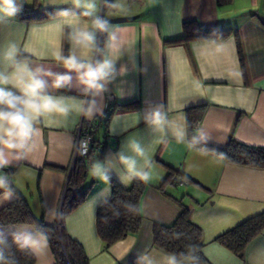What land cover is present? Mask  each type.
<instances>
[{"label": "crops", "instance_id": "1", "mask_svg": "<svg viewBox=\"0 0 264 264\" xmlns=\"http://www.w3.org/2000/svg\"><path fill=\"white\" fill-rule=\"evenodd\" d=\"M33 1L44 8L71 6L67 0H27ZM112 4L116 7L101 5L99 15L114 29L112 58L117 48L123 49L115 61L114 77L95 96L86 95L75 78L66 88L69 94L54 90L56 95L74 98L67 101L73 111L67 120L57 114L41 118L32 151L11 166L15 195L26 199L36 217L57 223L79 127L102 117L94 134L98 140L94 155L102 160L118 152L130 135L147 144L153 136L144 118L163 106L169 109L174 125L163 142L155 145L151 179L145 183L140 202L139 230L104 249L96 227L99 206L93 212L88 202L97 194L100 199L109 196L88 172L89 195L64 216L66 233L83 245L88 264H132L145 249L165 252L154 245L153 224L173 223L186 207L202 231L204 261L200 264H264V230L249 242L243 257L217 240L264 211V168L232 164L215 152L192 146L186 116L187 107L203 106L195 136L210 146L223 148L231 136L248 145L264 146V0H232L224 6L216 0H112ZM59 18L27 20L16 15L11 34L28 43L35 53L31 56L34 64H43L53 73L67 71L52 57L60 48L67 55L70 48L61 32L49 27ZM190 20L204 29H230V33L184 41L183 22ZM96 38L97 47L105 48L108 33L103 44L101 33ZM95 58L102 57L96 54ZM108 94L114 96L115 109L105 123ZM82 100L95 105L91 119L80 112ZM181 133L182 141L177 138ZM169 168L181 183L164 182ZM111 179L123 187L131 185H122L115 173ZM10 201L0 203V208ZM34 228L23 223L0 225V231L11 236ZM31 251L34 264H56L48 241Z\"/></svg>", "mask_w": 264, "mask_h": 264}, {"label": "clouds", "instance_id": "2", "mask_svg": "<svg viewBox=\"0 0 264 264\" xmlns=\"http://www.w3.org/2000/svg\"><path fill=\"white\" fill-rule=\"evenodd\" d=\"M70 9H62L59 19L49 27L58 29L67 39L70 48L65 55L62 48L52 57L67 71L53 73L43 64H34L27 42L12 38L14 17L22 10L25 0H0V203L15 197V188L11 175L4 171L14 162L27 158L32 151L35 138L40 129L37 125L41 118L57 114L65 120L71 115L73 106L64 95L54 94V90L69 88L73 78L83 86L84 93L95 96L105 90L116 72L115 61L122 55V48L116 49L113 59V32L109 22L99 15L100 7L115 4L108 0H67ZM108 33L105 48L97 47V33ZM99 54L102 58L96 59ZM46 57L41 56L40 59ZM74 74V75H73ZM94 103L81 101L79 109L82 115L91 119L94 115ZM169 109L159 106L146 116L153 138L142 143L135 135H130L116 153H108L101 160L96 155L87 161L89 175L100 181L104 188L101 192L111 195V176L115 173L121 184L128 186L133 181L147 183L151 179L153 168L152 154L155 145L162 143L174 122L169 119ZM139 117H136L138 123ZM135 125H128L133 127ZM128 127L124 126L125 131ZM193 135L190 143L195 146L200 142ZM184 139L183 133L177 137ZM203 139V138H200ZM84 150L78 154L86 156ZM100 194L89 200L92 211L98 206L109 207L113 218H119L121 209L134 210L129 202L100 199ZM56 215H61L57 212ZM105 220L108 217L104 218ZM179 238L180 234H175ZM48 236L42 225L34 229H25L12 233V243L18 249L35 250L47 245ZM0 264H18L11 252V244L3 231H0ZM136 264H200L195 245H188L184 252H160L145 249L137 254Z\"/></svg>", "mask_w": 264, "mask_h": 264}, {"label": "trees", "instance_id": "3", "mask_svg": "<svg viewBox=\"0 0 264 264\" xmlns=\"http://www.w3.org/2000/svg\"><path fill=\"white\" fill-rule=\"evenodd\" d=\"M232 0H216L218 6H224L231 3ZM112 3V0H108ZM110 6L105 5V7ZM71 6L60 8H44L39 6L36 2H27L23 4L22 10L17 16L27 20H38L58 16L62 9H70ZM230 33V29H204L198 25L194 20L183 22V39L190 41L194 39L205 38H219L224 37ZM106 32L101 33V43H104ZM60 93L69 94L67 89L58 90ZM113 103V102H112ZM106 107V112L103 115L104 122L107 123L113 109V104ZM127 104L125 106H132ZM203 113V106H189L186 108V116L188 121V137L189 141L197 128L196 122L199 121ZM98 125L93 132V141L89 151V158L94 156L96 150L97 139L94 134L100 126L102 117H97ZM84 127H90L89 124ZM198 140V139H197ZM199 141V140H198ZM195 146L210 150L221 155L225 161L253 168H264V146H252L239 142L234 137H230L228 143L223 148H217L199 142ZM103 150V147L100 149ZM99 154V155H100ZM13 167L10 166L9 174L12 176ZM88 173L87 162L83 159L77 158L70 169L68 175L63 201L61 205V215L57 223L49 224L43 219V216L36 217L26 199L20 195H15L13 200L0 208V225L23 223L29 224L33 227L42 225L48 236V243L55 258L56 264H88L87 257L83 245L68 236L64 229L63 218L66 214L73 211L80 206L87 199L91 183H86ZM176 172L169 168L168 175L164 182L174 183ZM145 182L133 181L129 187H123L115 180L111 179V195L107 200L111 203L116 201L129 202L134 205V210L126 211L121 209L119 218H113L109 207L99 206L96 211V227L97 232L102 239L104 249H107L114 242L125 238L129 233H134L139 230L141 225V210L140 202L143 192L145 190ZM108 217L107 220L104 218ZM264 230V211L252 215L225 231L217 237V240L224 244L236 255L243 257L246 246L251 242L260 232ZM175 234H180L176 238ZM11 244V252L14 254L18 264H34L35 255L31 250L22 251L12 243V236L6 235ZM154 245L165 252H184L188 245H195L200 263L204 261L202 254V231L201 228L193 223L189 218V209L183 207L182 211L169 225L155 222L153 224ZM132 264H136L134 261Z\"/></svg>", "mask_w": 264, "mask_h": 264}, {"label": "built area", "instance_id": "4", "mask_svg": "<svg viewBox=\"0 0 264 264\" xmlns=\"http://www.w3.org/2000/svg\"><path fill=\"white\" fill-rule=\"evenodd\" d=\"M114 101V96L113 94H108L107 95V101H106V107L111 104ZM100 119L95 118L90 124V127H84V126H80L79 127V131H78V140H77V145H76V150H75V154H74V161L77 158L83 159L84 161H88L89 159V151H90V147L93 141V132L95 127L98 125ZM198 125V123H196V126ZM82 142H84L86 144V151H87V155L86 156H81L78 154L79 151H83L84 150V145L81 144ZM4 171L6 173L9 174L10 171V167L5 168ZM183 180L181 179H176L175 182L177 183H181Z\"/></svg>", "mask_w": 264, "mask_h": 264}]
</instances>
